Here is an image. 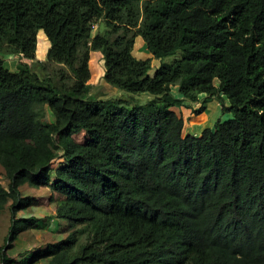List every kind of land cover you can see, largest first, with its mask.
<instances>
[{
    "label": "trees",
    "instance_id": "16d2710c",
    "mask_svg": "<svg viewBox=\"0 0 264 264\" xmlns=\"http://www.w3.org/2000/svg\"><path fill=\"white\" fill-rule=\"evenodd\" d=\"M139 34L150 58L132 54ZM92 51L105 83L146 100L91 93ZM212 98L231 117L184 133L172 108ZM0 167V264L33 227L66 235L23 264H264V0H0ZM24 185L62 199L26 215Z\"/></svg>",
    "mask_w": 264,
    "mask_h": 264
},
{
    "label": "rangeland",
    "instance_id": "374dc122",
    "mask_svg": "<svg viewBox=\"0 0 264 264\" xmlns=\"http://www.w3.org/2000/svg\"><path fill=\"white\" fill-rule=\"evenodd\" d=\"M94 27H96V25ZM135 31L138 30L136 29ZM36 38H37L36 50L33 61L35 60L44 61L47 56V52H46L47 37L44 36L43 32H38ZM132 54L135 58L138 59H146L151 57V54L146 47L145 41L140 34L135 37ZM180 56H181V51L178 50L176 51L175 54L164 58L153 57L150 61L151 67L148 73L152 75L155 69L160 64L161 60L164 62H172L178 59ZM3 57H4L5 67H7L10 70L16 69L17 56L13 54H8V55H4ZM29 62L31 63L32 61L29 60ZM54 66L56 67V64ZM89 67L91 71L89 82L92 83L94 86L91 93H96L97 96L100 97H109V96L127 97L128 95H132V96L134 95L139 102H144L146 100V94H131L105 83L104 80L102 79L103 61L101 55L97 53L92 54L89 60ZM198 97L201 98L202 95H199ZM230 117L229 115H223L221 121L227 120ZM48 119L49 117L47 116L43 118V121L47 123ZM183 132L186 133L184 128H183ZM71 137L79 142H83L86 139V135L83 132L72 134ZM0 183H2L5 186L7 184L1 167H0ZM21 190H22V195H31L33 197L32 205L29 206L27 210H25L26 215L30 213H34L38 216H44V218H46L48 215H50L49 213L54 212L56 205L59 204V202L62 199L60 195H58L57 193H53L52 198L49 199L50 190L45 186L31 188L24 185ZM20 214H23V212H19V215ZM12 218L13 216L11 214L8 205L4 209L0 210V248L5 243V237L8 233L9 226L12 223ZM57 230L55 231L50 227L48 229L33 227L20 232V234L15 240L14 245L11 248H8L7 250V252L16 261L13 264H23L19 262V255H20L19 253L39 251L45 248L48 243H52L56 239V235H58L59 233L66 235L65 230L63 231L62 230L57 231ZM34 264H44V263L43 261H38Z\"/></svg>",
    "mask_w": 264,
    "mask_h": 264
},
{
    "label": "crops",
    "instance_id": "0c3cea01",
    "mask_svg": "<svg viewBox=\"0 0 264 264\" xmlns=\"http://www.w3.org/2000/svg\"><path fill=\"white\" fill-rule=\"evenodd\" d=\"M38 32H43V31L39 30ZM44 36H45V34H44ZM46 40H47L46 52H47L48 48L50 46V43H49V40L47 38H46ZM94 53L101 55V53L99 51H92L90 53V57ZM15 56H17V55H15ZM101 57H102V55H101ZM4 67H5V65H4ZM5 68H7V67H5ZM8 70H10V69H8ZM14 70H10V71H14ZM102 75H103V67H102ZM200 95H202V97L204 96V94H200ZM223 100H224V105L228 106L229 101L227 100V98L223 97ZM193 106L194 105H191L190 102H184L183 105H181V107H179V108L173 107L172 108V110L177 115L182 116V118L184 120V129H185V132L188 134H192V135L197 136L201 133V131L204 128L211 127L215 123L216 120L221 121L223 115H229L228 113H224L221 111L222 106L216 98H212V99L208 100L206 102L204 110L199 114H194L192 112ZM46 115L49 117V119L47 120V123L51 122L53 119L52 115L48 111H47ZM46 115H45V117H47ZM230 116L231 115H229V117Z\"/></svg>",
    "mask_w": 264,
    "mask_h": 264
}]
</instances>
